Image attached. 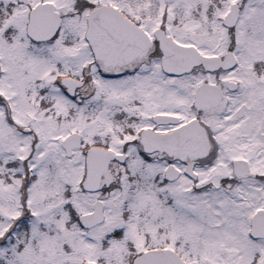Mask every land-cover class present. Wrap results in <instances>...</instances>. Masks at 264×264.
Wrapping results in <instances>:
<instances>
[{"label": "snow or ice", "instance_id": "obj_1", "mask_svg": "<svg viewBox=\"0 0 264 264\" xmlns=\"http://www.w3.org/2000/svg\"><path fill=\"white\" fill-rule=\"evenodd\" d=\"M0 264H264V0H0Z\"/></svg>", "mask_w": 264, "mask_h": 264}]
</instances>
